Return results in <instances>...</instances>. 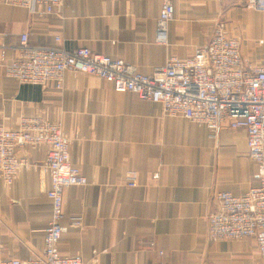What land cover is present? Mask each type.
Listing matches in <instances>:
<instances>
[{
	"label": "crops",
	"instance_id": "obj_1",
	"mask_svg": "<svg viewBox=\"0 0 264 264\" xmlns=\"http://www.w3.org/2000/svg\"><path fill=\"white\" fill-rule=\"evenodd\" d=\"M161 3L64 0L38 15L0 0V45H8L6 59L13 58L27 31L31 43L84 46L149 72L170 56H191L222 20L240 40L241 55L264 62L261 13L244 0H172L163 44L154 38ZM23 115L61 122L70 161L87 178L86 185L63 190L62 255H80L85 264H262L254 237L207 236L215 192L240 195L259 183L243 128L225 120L212 134L203 124L165 113L159 103L75 70L64 73L60 88L54 81L20 83L0 61V125L17 128ZM46 150L20 147L17 155L27 163L11 184L0 178V246L10 256L26 259L43 250L51 209ZM129 171L134 186L127 183Z\"/></svg>",
	"mask_w": 264,
	"mask_h": 264
},
{
	"label": "built area",
	"instance_id": "obj_2",
	"mask_svg": "<svg viewBox=\"0 0 264 264\" xmlns=\"http://www.w3.org/2000/svg\"><path fill=\"white\" fill-rule=\"evenodd\" d=\"M1 1L38 15L52 13L64 2ZM244 6L260 11V41L264 43V0H244ZM173 14L172 0H162L154 32L158 43L167 42V25ZM7 47L0 45V61L6 74L20 83L42 85L54 81L60 88L64 73L75 70L109 81L115 91H130L142 100L159 103L165 113L203 124L212 134L225 120L232 128H243L247 154L256 165L259 183L240 195L225 190L215 192V210L207 215V236L212 241L254 237L264 264V62L253 63L241 55L240 40L229 34L224 21L214 23L209 39L195 47L191 56H170L149 72L84 46L69 50L31 43L27 31L20 34L17 55L8 60ZM30 144L47 146L43 165L50 172L46 196L51 209L43 233L44 247L39 255L21 259L6 254L0 246V264H85L80 255H62L58 250L65 230L61 224L63 190L68 185L87 183L85 174L70 161L69 138L61 122L23 115L17 128L0 125V178L6 184L14 181L27 163L17 150ZM126 178L130 186L136 184L133 171Z\"/></svg>",
	"mask_w": 264,
	"mask_h": 264
}]
</instances>
